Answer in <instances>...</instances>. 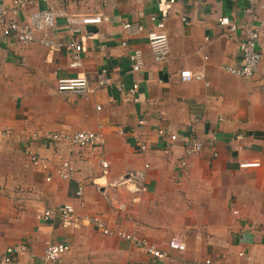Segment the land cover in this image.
Listing matches in <instances>:
<instances>
[{"label":"crops","instance_id":"obj_1","mask_svg":"<svg viewBox=\"0 0 264 264\" xmlns=\"http://www.w3.org/2000/svg\"><path fill=\"white\" fill-rule=\"evenodd\" d=\"M12 6L13 0H0L6 20L19 24L46 9L109 20L76 26L74 33L61 17L38 34L50 46L7 39L0 24V264L8 247L21 245L28 250L13 264H44L49 243L70 245L57 264H264V59L250 79L226 70L242 65L240 43L253 25L263 29L258 50L264 53L260 2L255 24L245 11L249 0H36L18 15ZM156 14L165 17L169 35L165 64L155 63L147 39ZM220 18L238 30L227 32ZM126 23L145 30L128 35ZM72 39L82 46L76 68L66 50ZM134 50L144 56L138 73L129 60ZM184 71L203 79L183 82ZM78 78L87 79L89 93L58 90L61 79ZM134 82L138 103L127 95ZM78 131L99 133L104 148L46 139ZM196 139L203 151L186 155ZM26 151L49 168L33 166ZM251 161L260 166L240 168ZM64 162L75 169L70 180L57 175ZM64 204L75 209L69 220L57 212ZM48 210L56 211L49 221L37 218ZM94 218L110 234L97 230ZM121 232L147 239L166 258L137 248ZM174 237L185 251L169 249Z\"/></svg>","mask_w":264,"mask_h":264},{"label":"built area","instance_id":"obj_2","mask_svg":"<svg viewBox=\"0 0 264 264\" xmlns=\"http://www.w3.org/2000/svg\"><path fill=\"white\" fill-rule=\"evenodd\" d=\"M36 0H13V6L11 12L14 15H18V13L25 8L27 5L32 3ZM46 1V0H45ZM106 2V0H100ZM250 7H248L245 11L249 15L252 16L253 24L258 22V18L254 15V7L258 5L260 2L261 8H264V4H261L262 0H249ZM175 0H170V3L173 4ZM8 10L3 7H0V24H4L2 35L10 40H14L16 42L31 45L34 43H41L46 46H50L51 42L47 41L46 39L41 38L38 34L45 32L47 29H52L56 25L57 19L61 17H66L68 22L74 26L72 31L75 33L78 30L76 26L79 25H88V24H101L102 22H106L109 20L108 17L104 15H96L91 17H70L65 13L59 12L55 9H46L42 11L34 12L29 19L28 23L19 24L16 20L15 21H7L6 16L8 14ZM151 22L155 25V28L148 32L147 39L149 43V47L151 49L153 59L157 64H165L168 63L171 54V47L169 41V35L166 30V22L165 17L160 16L158 14L152 15L150 17ZM219 25L227 29V32L235 33L238 30V25L236 24H229L224 18L219 19ZM124 30L128 35H136L139 33L144 32V26L141 24H133V23H126L124 25ZM263 29L260 26L253 25L247 32V38L240 43V50L242 53V65L240 67H227V71L235 76L242 77L245 79L253 78L259 71L260 66L264 59V53L258 50V43L261 36V31ZM122 45L124 47L128 46L127 41H123ZM66 50L67 53L71 57V64L72 68L78 67L80 63V55L82 52L81 44L72 39L66 43ZM129 60L131 63V70L133 73H138L142 71L144 66V56L142 51L134 50L129 54ZM181 79L183 82H188L191 80L200 81L203 79L202 73H193L192 71H184L180 74ZM264 80V79H263ZM86 78H78V79H61L58 82V90L60 92L63 91H73L85 95L89 93V85L87 83ZM107 80L104 78L99 83L104 85L106 84ZM139 90L140 85L137 82H134L131 89H129L127 95L135 103H138L139 97ZM142 123V122H141ZM143 125V123H142ZM7 134H4V137H7ZM242 136H238L237 139H241ZM47 140L51 142H59V141H66L73 145L79 147H92V148H104L105 141L99 133L91 132V131H78L75 133H68V132H57L51 133L46 137ZM172 140H177V136L173 135L171 137ZM204 149V144L200 140H192L188 143L186 148V155L192 156L194 154H199ZM26 154L31 162V164L41 170H47L49 168L50 163L43 157L37 156L30 151H26ZM102 167L107 169L109 164L104 159L102 160ZM185 165V162L182 163ZM241 169H249L254 167L260 166V161H251V162H242L239 164ZM106 173V172H105ZM57 175L62 180H70L75 176V169L69 162L62 163L60 169L57 171ZM141 177V176H140ZM51 180L50 178L47 181ZM145 190V188L143 189ZM84 188L80 187L77 195L81 197L83 195ZM54 212L52 210L45 211L43 213H39L37 218L44 221H49L53 218ZM57 212L61 214V216L65 220L71 219V217L75 213V209L70 204L61 205ZM92 223L97 230H100L104 234H110L106 223L100 218L92 219ZM122 238L128 240L137 248H140L150 255L163 260L166 258V254L161 252L157 249L155 245L150 243L147 239L138 238L131 234L121 232L119 233ZM169 249L174 251H185L186 245L183 241L179 238L174 237L169 241ZM28 247L26 245H21L18 247H8L3 258L2 264H13L14 257L17 255H21L26 253ZM70 251V245L67 243H49L44 251V255L42 257L44 264H57L62 256ZM242 255V254H241ZM71 264H91L87 262H80V263H71Z\"/></svg>","mask_w":264,"mask_h":264}]
</instances>
